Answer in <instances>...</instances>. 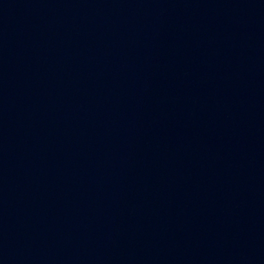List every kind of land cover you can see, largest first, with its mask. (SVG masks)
<instances>
[{"label":"water","instance_id":"95a60500","mask_svg":"<svg viewBox=\"0 0 264 264\" xmlns=\"http://www.w3.org/2000/svg\"><path fill=\"white\" fill-rule=\"evenodd\" d=\"M0 264H264V0H0Z\"/></svg>","mask_w":264,"mask_h":264}]
</instances>
